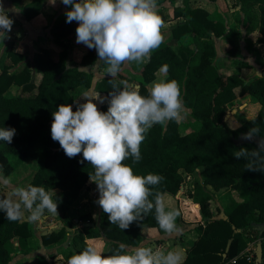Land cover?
Masks as SVG:
<instances>
[{
  "label": "trees",
  "instance_id": "1",
  "mask_svg": "<svg viewBox=\"0 0 264 264\" xmlns=\"http://www.w3.org/2000/svg\"><path fill=\"white\" fill-rule=\"evenodd\" d=\"M10 1L24 20L31 22L44 12L48 0ZM176 1L160 0L157 11L165 23L171 21L169 10L173 11L172 20H183L171 28L173 37L182 45L175 50L161 44L150 59L130 68L138 77V84L134 86L141 95H148L157 72L168 65L166 80L180 83L185 114L200 126L196 131L182 134L181 119L169 122L166 127L155 125L141 145L142 160L137 164H132L131 159L124 163L131 165L135 174L154 173L165 177L159 186L165 196L176 197L186 176L199 177L189 197L200 205L203 223L195 227L199 238L183 264H256V261H248L250 253L254 254L248 250L258 243L263 247L261 264H264V232L260 236L264 224V172L249 171L245 167L247 159L234 157L241 147L256 148V145L240 144L242 135L250 128L259 127L260 135L264 136V77L247 82L240 73L242 69L252 68L244 61L243 41L247 45L248 37L259 33L260 43H264V0H233L241 15L239 27L230 25L220 11L212 15L206 8H192L191 0H182L183 5L176 7ZM208 1L215 4L219 0ZM165 2L172 7L164 8ZM77 25L76 22L66 23L62 13L52 22L51 38L47 41L59 52L40 46L30 61L27 55L10 49L1 62L0 127L14 128L16 135L11 144L0 141V165L14 183L17 169L25 162H32L36 170L29 171L24 187L31 184L53 189L59 198L58 214L64 226L43 234L39 242L34 222H10L0 212V264H16L10 252L14 242L18 243L17 249L22 255L43 247L50 250V258H56V251L65 247L69 229H75L72 248L77 253L88 246L87 240L102 239L105 255L114 254L121 244L128 250L140 247L144 230H159L154 210L124 231L110 224L104 213L96 222L91 215H82L77 225L71 215L70 208L87 188L89 174L94 169L87 161L80 162L82 154L68 158L59 143L51 139L52 112L60 104H71L75 111L78 92L93 90L108 96L111 91L110 77L106 75L96 81L93 71L84 70L97 61L94 49H88L80 62L74 60L71 39ZM217 39L227 43L225 53L229 58L242 63L238 68L235 62V70L230 75L221 73L216 65ZM5 59L11 64H6ZM100 68L105 66L100 65ZM124 72L123 69L119 79L133 85ZM34 74L41 75L39 85L35 84ZM14 88H18L16 96L12 95ZM246 95H250L261 111L254 120L243 121L241 128L232 130L225 122L228 110ZM107 108L105 105L98 109L106 112ZM230 191L237 194L240 201L228 209L226 219H216L219 211L212 208L214 193ZM0 196L4 195L0 192ZM230 240H233L230 251L224 257ZM234 259L236 263L232 262ZM38 264L50 263L40 258Z\"/></svg>",
  "mask_w": 264,
  "mask_h": 264
},
{
  "label": "clouds",
  "instance_id": "2",
  "mask_svg": "<svg viewBox=\"0 0 264 264\" xmlns=\"http://www.w3.org/2000/svg\"><path fill=\"white\" fill-rule=\"evenodd\" d=\"M71 10L64 13L66 23L76 22V43L95 50L98 61L104 65L111 91L107 97L81 94L84 103L60 104L52 112L51 139L58 142L68 158L82 154L94 171L90 182L96 185L99 198L95 201L106 214L110 224L122 231L127 230L149 213H155L158 229L166 236L175 237L182 228L177 224L179 212L165 203V193L159 190L165 177L148 173L138 175L132 164L142 160L141 145L146 134L155 125L166 127L185 114L181 85L176 80L153 81L148 95H141L138 87L119 79L125 66L140 65L150 59L151 54L163 42L164 20L158 14V0H60ZM0 2V41L10 39L14 20ZM161 72H168L163 65ZM107 103L106 112L98 109L97 103ZM16 129L0 127V141L11 144ZM259 137L258 140L256 138ZM243 139L256 140V148L241 147L235 151L236 159L245 158L249 171L264 172V136L260 128L253 127L243 134ZM0 187L8 189L0 196V212L10 222L28 219L39 222L46 214L58 216L59 198L53 189L45 186L13 184L11 175H6L0 165ZM181 251H161L140 246L128 251L125 244L117 251L105 255L95 246L74 253L67 264H183Z\"/></svg>",
  "mask_w": 264,
  "mask_h": 264
},
{
  "label": "crops",
  "instance_id": "3",
  "mask_svg": "<svg viewBox=\"0 0 264 264\" xmlns=\"http://www.w3.org/2000/svg\"><path fill=\"white\" fill-rule=\"evenodd\" d=\"M56 1L58 3H56V4L54 3V5H55L54 6V5H52V0H48V2L46 3V7L44 9V12L41 15H39L38 17H36L34 20H32L31 22H28V21L24 20V18L20 14V12L12 5L10 0H0V2H2L4 4L5 9H13V8L15 9V11L9 13L10 18H12L14 20V22L18 21L24 29L26 28V30H27V28H28L29 32L32 31L31 32L32 34L33 33H39L38 37H36V40H35L36 43L34 41L33 46L35 48H40V46H46V47H51V49H53L56 52H59L60 50L57 51V49H55V45L47 42L48 39L51 38V35H50L51 25L50 24H52V23L50 21H52V20L54 21L55 18L59 15L58 14L57 16L54 17L55 10L64 6L62 3H60V0H56ZM226 1L227 0H219L217 3L214 4V3H210L208 0H202L201 3L197 4L198 1L191 0V6H192V8H206L212 15H214L216 13V11H220V13H221V10L218 7H220L221 2L225 3ZM182 5H183L182 1L180 2V0H177L176 7H181ZM163 7L164 8H171V5L169 2H165L163 4ZM158 9H160V7H158L157 10ZM52 17H53V19H52ZM172 19H173V16L171 17L170 22L164 23V27L162 29V34H163L162 44L166 45V46H171L172 48L177 50L182 45V42L179 40H176L173 37V35L171 33V28L173 26H175L177 23L182 22L183 20H180V19L179 20H172ZM227 19L229 20L230 25H232V23H233L232 17L227 16ZM234 22H235V20H234ZM46 28L48 29L46 31L47 35H45V32H44ZM255 35L257 36V40L260 43L261 35L259 33H254V34L250 35L248 37L247 41L252 42V40H253L252 38ZM75 36H76V33L73 37H75ZM46 42L49 45H47ZM219 42H220V46H222V48H224V46H225V49L227 48L226 42L221 41L219 39L216 40V47H217V52H218V57L216 59V65L218 66V69L221 73L222 72H223V74L228 73V75H230L233 73V69L235 70L234 62H233L234 60L229 58L227 55H225L223 58L224 61H220V64L218 63V61L220 60V57H219L220 46L218 47ZM221 43H222V45H221ZM73 44H75V46L77 47L76 52H79L80 48L83 46V44H77L75 39L73 41ZM262 45H263V43H260L259 46H262ZM87 51H88L87 47H84V49L82 48V56L85 55V53ZM82 58H80V61ZM80 61H78V62H80ZM135 65L136 64L133 63V64H131V67L132 66L134 67ZM84 70L90 71V70H92V67L90 66ZM246 70L247 69H242L240 71L241 76L243 78H244V72ZM130 73H132V72H130ZM159 77L161 80H166L168 78V73H163L159 70L156 74V79H157L156 81H160L158 79ZM150 86H151V84H150ZM98 95H100L102 98L107 97L106 94H98ZM105 105H107V103H104V105H101V106H105ZM260 111H261V109H260ZM181 121H182V119H181ZM181 121H180V129H181V125H182ZM239 128H241V127H238L237 129H239ZM26 165H27V168L25 169V171L36 170V168H35V166H33L32 162H28V163H26ZM28 168H30V169H28ZM19 173H20V171H19V169H17V172H16V174H14V176H17ZM26 179H27V177L25 178V180ZM21 181L22 180H20L19 182H21ZM15 182L13 184L18 186V184H16ZM91 184H93V183L89 182L88 187ZM0 192L4 196H6L8 194V189H6L4 187H0ZM85 194L86 193H81V195H80V199H82V201L84 202V207H83L84 212L86 215H91L92 218H94L97 215L94 212L93 205H91L90 202L91 201L94 202L97 200L95 195L98 193H87L88 196H86ZM214 194H215V198H214V201L212 203V208L215 210L218 209V211H219L216 219H225L226 214L228 212V209L231 206H233L235 203H232V202L229 203V201H224V200H226V196L228 197V193H214ZM165 203L168 206V208L175 209L179 212V216L177 217V223H179V225L182 228L181 233L175 237H169V236H166L164 233H161L157 229H146L143 231L144 242L141 246L151 247L154 251L157 249H159L161 251H165V252L170 250V249L181 251L183 253V256H184V261H183V263H184L185 260L187 259L188 252L191 250V248L193 247V245L196 243V241L199 238L198 233L195 231V227L197 226V224L203 223L202 216L200 213L201 207L199 204H195L192 201V199H190L189 195H186V193H178L176 197L167 195V196H165ZM193 206H194L195 210L193 209ZM75 207L76 206L72 207V209H71L72 212L75 209ZM96 207H97V204H96ZM90 210H92V211H90ZM89 211H90V213H88ZM102 214H103V212H102ZM100 219L97 220L95 218L94 222L100 221ZM22 221H28V219H23ZM62 227H63V223H62V220H61V217L59 216V214H58V216L53 215L52 218L44 217L39 222H34L36 241L40 242V238L43 234H46V233L51 232L53 230H59ZM72 231H75V229H73V230L69 229L68 230V232H72ZM14 244H15V246H19L17 242H14L13 246H14ZM87 244L91 245V246H95L98 248V250H101L104 252L105 243L102 239L87 240ZM133 249L134 248H131L128 251H132ZM48 251H50V250H47V249L42 247L41 249L36 250V252H32L29 255H22L19 253V250L17 249V257H15L14 263L21 264L23 261H25L27 264H38L40 262V258H45L50 264H67V259L70 255H69V253H67L68 250L65 249V247L59 248V250L56 251L55 254H57V257L54 259L50 258L47 255ZM10 252L12 254L11 247H10Z\"/></svg>",
  "mask_w": 264,
  "mask_h": 264
},
{
  "label": "rangeland",
  "instance_id": "4",
  "mask_svg": "<svg viewBox=\"0 0 264 264\" xmlns=\"http://www.w3.org/2000/svg\"><path fill=\"white\" fill-rule=\"evenodd\" d=\"M181 1L182 0H180V2ZM195 1H198L197 4L202 2V0H195ZM54 3L56 4L58 2L56 0H52V5H54ZM159 3H160V0H158V7H160ZM170 5L172 7L171 3H170ZM218 8L221 10V13L224 14L225 16L227 15L228 17L229 16L232 17V19H233L232 25L233 26L234 25H237L238 27L240 26V24L242 22L241 21V15L238 12V9H236V5H235L233 0L226 1L225 3L221 2L220 7H218ZM69 10H71L70 7H66V6L58 8L57 10H55L54 17L57 16L58 14L60 15L62 13H65L66 11H69ZM169 16L170 17L173 16V11L170 12V10H169ZM52 19H53V17H52ZM234 20H235L236 23L234 22ZM52 21H50V22L52 23ZM47 30L48 29L46 28L45 31H44L45 35H47L46 34ZM31 32L32 31L29 32L28 28H27V30H26V28L24 29L20 25V23L18 21L14 22L12 31L9 33V36L11 38L0 42V66H1V62H2L3 57H6V54L8 53V51L10 49H12L13 51L18 52L20 54L27 55L28 58L30 59V61L33 60L34 54L38 50V48H35L33 45H34V41L36 40V37H38L39 33H33L32 34ZM74 39L76 41V36L71 39L72 43H73ZM252 39H253L252 42H250V41L246 42L247 45H245V43L243 42V46H244V50H243L244 61H246L247 63L252 65L251 69H247L244 72V79L247 82H250L251 80H255V79L264 77V43H263L262 46H259L260 43L258 42L256 35L253 36ZM35 43H36V41H35ZM73 45H74L73 58H74L75 61L78 62V61H80V58L84 57V55L82 56V48L84 49V47H86V46L83 45L80 48V51L76 52L77 51V49H76L77 47L75 46V44H73ZM221 45H222V43H221ZM219 46H220V42L218 43V47ZM55 49H57V51L59 50L57 47H55ZM226 50H227V48L225 49V46H224V48H222V46H220V48H219L220 60L218 61L219 64H220V61H224L223 58L226 55V53H225ZM97 61H98V57H97ZM233 62L235 63L237 61H233ZM5 63L6 64H11L10 60H6V59H5ZM241 64L242 63L240 61L237 62L238 68L241 67ZM91 67H92V70H90V71H93L95 73L96 81L99 80L100 78H102L103 76H106V73H105L104 69H101L100 65H95L94 64ZM124 70H125L124 74L130 80V82L133 85H137L138 84V80H137L138 77L136 76V74L134 72H132V69L130 68V65L126 66L124 68ZM130 72H132V73H130ZM225 74L228 75V73H225ZM158 79L161 80L160 77ZM34 81H35V84L39 85V83L41 81V75L34 74ZM149 90H150V85H149ZM87 92H89V93H91L93 95H98V93H94L93 90H90V91H87ZM82 93H84V92H82ZM82 93L78 92L76 94V101H78L79 103H84L85 102L83 100V98L80 97ZM17 94H18V88H14V90L12 92V95L16 96ZM34 94H31V95H34ZM26 96H29V94H27ZM93 102L97 103L98 108L101 107V105H104V104H100L99 100H95ZM260 109H261L260 106L258 104H255L252 101L250 95H246V96L238 99L235 103H233L230 106V108L228 110V114H230V118L228 119L227 125L232 130H237L238 127H242L243 121L254 120L255 118H257V116L260 113ZM233 111H236V113L233 114ZM186 112L187 111H185V113ZM181 123H182V125H181L180 131H181L182 134H186V133H189V132H192V131H196V130L199 129V126H200L197 122H192V119L189 117V115H186V114L183 116ZM25 163L23 165H21L20 168H18L20 173L17 175V180L15 182L16 184H20L21 187H24L25 184L27 183L25 178L28 176V173H29V170L25 171V169L27 168V165ZM28 169H30V168H28ZM20 180H22V181L19 182ZM197 181H199V177L198 176L197 177L196 176L195 177H191V178L186 176L184 184L182 186L184 188V190L183 191L180 190L179 193H186V195H189L190 193H193ZM82 193H86L85 194L86 196H88L87 193H98L96 191V185L93 183L89 187L87 186V188L84 189L82 191ZM95 197H96V199H98L99 198V194H96ZM224 201H229V203H231V202L232 203H237V202L240 201V198H239V196L237 194H233V192L230 191V192H228V197L226 196V200H224ZM94 202L93 201L90 202L91 205H93L94 212L97 215L96 217L93 218V220H95V218L98 220L103 215L102 214V209L99 207V205H97V207H96V204ZM73 206H76V207H75V209L72 212L71 209H72ZM72 207L70 208V212H71V215H72V217H73V219L75 221V224L77 225V224H79L78 218L80 216H82V215H86L85 212H84V208H83L84 207V202L82 201V199L79 198V200L74 205H72ZM90 211H92V210H90ZM90 211L88 213H90ZM63 226H64V223H63ZM71 230H73V229H71ZM74 232L75 231L68 232L69 237H68V239L65 242L66 243L65 244V249H67L69 251V252L67 251V253H69V255L77 253L75 251V249L73 250V248H72V237H73ZM34 244L37 245L36 241L34 242ZM253 247H255V246H253ZM16 248H18V247L15 246V244H14V246H13V244L11 245L12 254H13L14 259H15V257H17V249ZM33 252H36V251H33ZM52 252H54V251H52ZM48 253H49V251H48ZM48 253H47V255H48ZM21 264H27V263L25 261H23Z\"/></svg>",
  "mask_w": 264,
  "mask_h": 264
},
{
  "label": "water",
  "instance_id": "5",
  "mask_svg": "<svg viewBox=\"0 0 264 264\" xmlns=\"http://www.w3.org/2000/svg\"><path fill=\"white\" fill-rule=\"evenodd\" d=\"M235 113H236V111H233V114H235ZM229 118H230V114H227V116L225 118L226 123L228 122ZM258 139H259V137L256 138V140H258ZM256 140H253V141L245 140V139H243V135H242L240 144L241 145L249 144V145H256L257 146ZM263 184H264V181H263ZM183 190H184V188L182 187L181 191H183ZM263 232H264V224L262 225V231L260 232V236L263 234ZM232 242H233V240L229 241L224 257H226L227 254L229 253ZM255 255H256V264H261L263 261V247H262L261 243L257 244L256 250H255Z\"/></svg>",
  "mask_w": 264,
  "mask_h": 264
},
{
  "label": "built area",
  "instance_id": "6",
  "mask_svg": "<svg viewBox=\"0 0 264 264\" xmlns=\"http://www.w3.org/2000/svg\"><path fill=\"white\" fill-rule=\"evenodd\" d=\"M251 250L254 251V254H253V252L250 253L248 261L249 262H255L256 261V255H255L256 248L252 246L248 251H251ZM236 261H237V259H234L232 262L236 263Z\"/></svg>",
  "mask_w": 264,
  "mask_h": 264
}]
</instances>
